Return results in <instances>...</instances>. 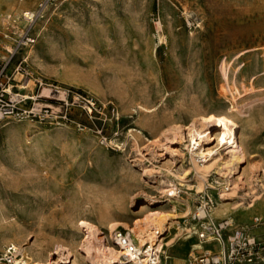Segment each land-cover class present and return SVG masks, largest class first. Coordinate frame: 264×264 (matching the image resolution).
I'll return each mask as SVG.
<instances>
[{
  "label": "rangeland",
  "instance_id": "obj_1",
  "mask_svg": "<svg viewBox=\"0 0 264 264\" xmlns=\"http://www.w3.org/2000/svg\"><path fill=\"white\" fill-rule=\"evenodd\" d=\"M0 10V62L11 58L13 71L26 60L28 91L39 89L49 110L0 125V253L14 245L23 262L57 241L85 264L79 220L114 247L109 221L138 245L130 228L153 214L166 220L165 242L179 234L159 250L162 264L223 256L226 244L198 236L209 222L229 220L264 245V0H7ZM25 11L37 14L32 23ZM226 83L242 114L227 113ZM224 111L236 117L243 160L231 159L220 129L197 122ZM189 127L209 133L212 156L195 151ZM192 157L208 167L205 180Z\"/></svg>",
  "mask_w": 264,
  "mask_h": 264
},
{
  "label": "built area",
  "instance_id": "obj_2",
  "mask_svg": "<svg viewBox=\"0 0 264 264\" xmlns=\"http://www.w3.org/2000/svg\"><path fill=\"white\" fill-rule=\"evenodd\" d=\"M36 16V13L25 14L29 23H32ZM26 41L33 42L30 38H26ZM21 44H26V42L23 41ZM10 61L11 58L0 62V125L8 120L44 119L49 110L36 103L38 98H43L39 89L28 91L33 74L26 60L20 61L13 71L9 69ZM17 75H20L19 79ZM37 85L42 87L43 82L34 79V87ZM55 92L59 93L58 90ZM206 199L203 207L204 218L207 216V211L209 212L214 205L212 197L207 196ZM233 227V223L229 220L219 223H204L198 234L199 238L205 240L211 236L221 244H226L225 254L221 256L206 252L194 258L190 264H264V245L250 237L245 229ZM230 228H232L231 234L225 243L223 236L225 231ZM112 241L116 247L123 251V258L127 261L130 260L134 264H162L157 248L149 252V247L139 248L133 238L122 231H114ZM0 264H23L19 249L14 245L8 246L3 253H0Z\"/></svg>",
  "mask_w": 264,
  "mask_h": 264
},
{
  "label": "bare ground",
  "instance_id": "obj_3",
  "mask_svg": "<svg viewBox=\"0 0 264 264\" xmlns=\"http://www.w3.org/2000/svg\"><path fill=\"white\" fill-rule=\"evenodd\" d=\"M6 1L7 0H0V9H1L2 4L5 3ZM26 13H29V15H30L31 13H34V12L33 11H25L23 16H25ZM2 17H3V15H2L1 10H0V23L3 21ZM220 91H221V94L224 96L225 100H227L228 102L231 103V108H230L231 111H229V110L227 111L226 110L227 113L228 112H236L237 114H239V113L242 114V111L240 110V106H239L240 103L238 104V102H237V98H236V95H235V92H234V88L230 84L226 83L225 85L220 86ZM258 101L262 102V100H252L251 102L247 103V107H248V104H249V106H252L255 102H258ZM263 102H262V104H263ZM243 109H244V107H243ZM199 113L203 114L202 112H199ZM227 113H226V115L221 114V113H220L221 115H201L200 114V117L197 119V122L201 126V128L208 127V129L209 128L220 129V132L218 134H216L217 138L221 142L224 143L223 145H227V147L229 146V148L232 149L233 153H232V158L231 159H233L235 161H240L243 158L244 154H245L243 152L244 149L240 145V141L242 139H240L239 138L240 136L238 137L237 133H236L237 124L233 120L236 117L233 118L234 115H232L233 116L232 117L231 115L229 116ZM245 114H246V112H245ZM197 116H198V114H197ZM235 116H236V114H235ZM175 127H177V126H175ZM187 129L189 130L188 134L191 137V141L196 146L195 151L200 152L201 154H205V151L207 152V149L206 150L203 149L202 143H204L203 140L210 138L209 133L208 134H204L205 133L204 131H202V130L198 131V129H194V127H189ZM171 134H174V132L171 133ZM238 138L240 139V141H239ZM241 143H243V142H241ZM215 147H217V146H215ZM190 148H191V146H190ZM209 150H211V149H209ZM193 152L194 151H192V156L194 155ZM197 152L195 153L194 156H196ZM206 154H208L209 157L213 155L211 151L207 152ZM198 155H199V153H198ZM229 155H230V153H229ZM200 157H201V155H200ZM204 159H205V157H204ZM192 160H193V165H194L193 168L196 171V175L198 177H200L201 179H204L205 178L204 175L209 171L208 167H206V165L197 164L195 159H194V157H192ZM232 165H233V163H232ZM209 166L211 167V165H209ZM201 179L199 180L200 181V183H199L200 185L198 187L199 189L202 188V187L205 188L204 186L206 185V184H204L206 182L201 181ZM206 181H207V179H206ZM222 192H224V191H222ZM186 207L190 211V206L186 205ZM146 208H147V205L143 206L141 208L140 212L145 210ZM153 215L148 217V218H146L147 220H142V221L137 220V221H135V223L133 224V228L131 227L130 230L134 233L135 240H137L139 242V244H138L139 248H142V247L147 248V247H149L148 248V252L150 250H153L154 248H157L158 250H160L161 253H164L163 252V247L164 246L172 247V245H174V243L177 242L176 240H177L179 234L176 233V235H173V238H171V240H167L165 242V238L166 237L160 238V236L165 234V232H161V229H163V226H164V223H165L166 220L162 216H159V215L153 216ZM112 221L114 222V220H112ZM112 221H111V223L109 221V226L108 227L110 228V230L112 232H114V230H116L119 227V225H118V223H116V222L113 223ZM78 226L80 228H82L85 231V233H86V236L83 239V241L82 242L80 241L82 243L81 244V250H83V254L81 253V255H80L81 257L80 258L83 259L82 260L83 263L85 262V264H134L130 260L127 261L126 259L123 258L124 253H123V251L120 248L115 247V246L111 247V245L108 246V245L104 244V242H105L104 240L105 239H103L104 242L101 241L102 238H99V237L101 236L100 234L102 232H101V230H100V228L98 226L92 224L88 220H79L78 221ZM8 227H14V225L9 223L8 225L7 224L3 225V228L2 227L1 228L2 229H7ZM112 236H113V234H111L108 238H111V240H112ZM94 241H96L97 243L95 244ZM56 242L55 243H48L49 245H47L46 247L45 246H41V248H43L42 250L46 251L45 254H43V253H41L39 251V250H41V249H38V248H40V246H37L36 249H30V251L28 250V253H26V257H25V259L23 261V264H51L50 261L53 258H55V256H59L58 257L59 259H58V261H54L53 262L54 264L55 263L56 264H59V263H62V264H80L81 261L79 262V259H78V256H77V252H79L78 251V247L69 248V247H67L64 244H61V243H58V242L56 243ZM41 243H42V241H41ZM70 243L73 244L74 242H70ZM196 246L200 247L199 244H196ZM24 250H26V249L24 248ZM30 252L33 253V254H30ZM85 260H87V263H86ZM139 262H141V261H139Z\"/></svg>",
  "mask_w": 264,
  "mask_h": 264
}]
</instances>
